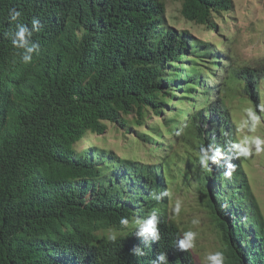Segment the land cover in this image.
I'll use <instances>...</instances> for the list:
<instances>
[{
  "label": "trees",
  "instance_id": "16d2710c",
  "mask_svg": "<svg viewBox=\"0 0 264 264\" xmlns=\"http://www.w3.org/2000/svg\"><path fill=\"white\" fill-rule=\"evenodd\" d=\"M232 6L233 0H181L180 14L214 31L216 17ZM11 8L22 12V23L41 22L33 35L40 51L30 64L19 61L20 50L4 35ZM210 53L218 58L209 42L167 22L165 0H0V264H151L158 252L168 253L169 264H196L191 249L175 250L182 233L167 197L150 196L167 190L166 160L80 148L87 133L104 134L107 122L127 127L143 124L149 111L158 116L171 100L167 86L183 88L187 98L196 87L204 90L201 108L187 103L186 114L179 107L164 120L165 132L186 148L184 178L194 175L204 191L224 264H264V221L230 149L236 139L228 113L229 98L258 105L264 61L240 65L227 53L215 83L214 69L200 61ZM155 134L157 124L137 132L143 141ZM208 144L221 146L235 165L231 178L220 165L200 166L199 148ZM153 210L161 239L145 245L133 234L134 219ZM121 217L129 219L127 229ZM134 246L146 254L131 255Z\"/></svg>",
  "mask_w": 264,
  "mask_h": 264
},
{
  "label": "rangeland",
  "instance_id": "374dc122",
  "mask_svg": "<svg viewBox=\"0 0 264 264\" xmlns=\"http://www.w3.org/2000/svg\"><path fill=\"white\" fill-rule=\"evenodd\" d=\"M165 2L166 19L171 26L177 30L187 29L193 37L201 42H209L219 51L218 58H213L214 54L210 53L200 60L214 69L217 79L215 83L222 81L228 61L225 56L227 53L232 56L234 62L240 65L253 67L264 61V0H233L232 8L216 17L217 28L214 31L185 20L180 14L181 0H165ZM210 60L216 61L215 64H210ZM261 72H264V69ZM167 89L171 100L164 105L158 116L149 111L143 124L133 123L127 127L107 122L104 134L87 133L84 140L81 141L80 148L88 150L93 146L99 149H110L116 156L133 158L145 163L157 162L164 158L172 168L169 185L166 186L170 193L167 196L168 215L179 225L182 233L189 230L197 233L195 246L191 248L194 260L196 264H206V255L215 251L223 252L224 244L216 227L214 216L202 201L204 191H201L197 186L195 176H191L189 180L184 178V174L188 171L187 163L189 161L187 153H185L186 148L179 141H174L173 135H168L165 132L169 125L164 122L168 117H172L179 107L183 108L186 114H190L191 111L186 106L187 103H193L194 110L201 108L203 100L199 96V92L204 90L196 87L194 88L195 95L187 98L183 95V88L167 86ZM184 96L186 98L182 99ZM257 97V106L249 100H240L236 97L228 99L231 108L228 113L233 117L230 119V123L234 129L235 142L246 136L264 138V76L259 80ZM208 99L212 101L210 96ZM249 110L259 117V123L255 124L253 131L249 130L252 128V121L248 116ZM181 118L183 121L186 120L182 114ZM246 120L249 121L248 126L241 127ZM153 124H157L160 131L159 136H156V133L155 138H150L149 141L139 139L137 132L147 131ZM127 128H129V132H127ZM204 136H208V134L204 133ZM196 159L194 157L195 161H197ZM238 159L245 173L250 193L254 197L264 221V152L256 153L253 147L250 156ZM177 201L181 202L179 215H175L172 211ZM193 219H198L199 224L193 225Z\"/></svg>",
  "mask_w": 264,
  "mask_h": 264
},
{
  "label": "clouds",
  "instance_id": "9594fccd",
  "mask_svg": "<svg viewBox=\"0 0 264 264\" xmlns=\"http://www.w3.org/2000/svg\"><path fill=\"white\" fill-rule=\"evenodd\" d=\"M21 16H22V12L17 10L16 8L9 9L8 18H9V23L10 25H12V27L8 32L4 33V35L10 39L14 49L20 50L16 53V55L19 57V61L22 62L23 64H30L33 62L34 54H38L40 51V45L37 41L33 40V35L34 33H37L41 30V22L39 19L33 18L31 21V26H29L26 23L20 22ZM248 116L252 121V128H250L249 130L253 131L255 128V124L259 123V117H257L255 113H253L251 110H249ZM248 123L249 121L247 120L244 121L241 127H247ZM253 147L255 148L256 153L264 152V138H261L259 136H255V137L246 136L242 140L232 143L230 145V149L234 153L235 158L250 156L252 154ZM198 159L200 166L203 169L209 171L211 170L210 165L222 166L224 169L223 176L226 179L231 178L233 172L235 171V165L231 162L230 159H226L224 150L221 146H216L213 144H208L207 146L202 145L199 148ZM222 190H223V186L221 187V192ZM169 195L170 193L168 192V189L160 192H152L150 194L151 199L157 202L161 201L164 197H167ZM202 201H204V199ZM180 210H181V202L177 201L172 211L175 215H179ZM160 222H161L160 218L155 210H153L150 214L144 217H136L134 219L133 234L139 238H142L145 245L156 243L161 239L160 231L158 227ZM129 224L130 221L127 217L120 218V225L122 229H127ZM192 224L198 225L199 220L193 219ZM218 230L220 232L219 228ZM196 236L197 233L191 230L182 233V235L179 236L175 241V250L185 252L193 248L195 246ZM110 239L115 240L116 237L111 236ZM130 254L139 258V257H143L146 253L144 252L142 247L134 246L130 249ZM205 261L206 264H224L225 256L222 251L210 252L206 255ZM151 264H169L168 253L158 252L155 258L152 259Z\"/></svg>",
  "mask_w": 264,
  "mask_h": 264
}]
</instances>
